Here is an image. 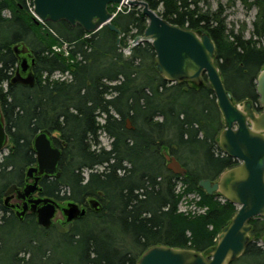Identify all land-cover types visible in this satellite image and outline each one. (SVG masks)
<instances>
[{
  "label": "trees",
  "instance_id": "16d2710c",
  "mask_svg": "<svg viewBox=\"0 0 264 264\" xmlns=\"http://www.w3.org/2000/svg\"><path fill=\"white\" fill-rule=\"evenodd\" d=\"M28 1L0 0V106L11 142L7 154L0 153V191L34 162V137L44 129L58 130L65 141L62 174L51 185L64 190L49 194L79 204L97 198L101 206L90 208L68 234L46 229L34 219L5 218L0 222V258L10 264H53L60 248L75 264H137L154 245L197 251L215 245L238 206L219 193L206 194L199 182L217 179L239 161L219 145L224 125L206 74L200 87L170 82L155 67L150 41L140 42L125 55L124 48L148 25L138 5L125 6L112 20L122 33L118 44V34L108 26L87 33L67 21L36 23ZM145 1L172 24L207 30L216 44V63L226 89L236 102L258 103L264 0H243L248 8H257L250 37L244 27L236 31L227 26L222 5L204 10L201 3L207 0ZM4 10L11 16L4 17ZM109 10L114 12L115 7L110 5ZM21 42L36 58L33 86L11 83L19 62L13 47ZM57 44H67V54L53 50ZM57 72L68 78H54ZM128 118L133 129L127 127ZM102 133L111 138L110 148L101 146ZM162 149L187 168L186 174L166 167ZM190 194L199 198L203 212L180 210L183 196ZM25 222L40 233L31 235L10 257L4 232ZM250 223L251 241L231 264H264V244H258L264 241V217ZM51 231L61 240L60 247L45 244ZM19 251L28 257H18Z\"/></svg>",
  "mask_w": 264,
  "mask_h": 264
},
{
  "label": "water",
  "instance_id": "95a60500",
  "mask_svg": "<svg viewBox=\"0 0 264 264\" xmlns=\"http://www.w3.org/2000/svg\"><path fill=\"white\" fill-rule=\"evenodd\" d=\"M36 23L67 21L72 26L80 25L87 33H95L108 26L118 34L117 43L121 41V30L112 22L116 16L109 10L112 4H131L142 8L148 25L143 35H137L129 51L143 41H150L155 52V67L167 80L190 82L197 87L204 84L206 74L222 115L223 129L219 134V145L225 154L237 159L239 164L224 170L217 179H202L199 187L206 194H221L225 199L238 206L228 225L217 237L215 245L205 251L191 248L154 245L148 248L139 258L137 264H231L240 258L251 241V219L264 217V67L257 77L258 104L262 108L258 112L251 100L241 104L236 102L224 84L219 66L216 63V44L205 29H188L172 24L156 10L150 8L145 0H32ZM19 62L13 84L33 86L36 82L34 66L36 58L33 50L21 42L13 47ZM127 127L133 129L131 120H126ZM58 131L41 130L33 140V148L37 164L27 169V177L34 182L27 184L20 193L26 197L38 188L41 176L60 177L59 167L63 151L53 143ZM9 141L6 121L0 106V151ZM166 167L175 174L184 175L187 168L172 156L167 149H162ZM19 190L17 185L10 186L7 194ZM41 190V188H39ZM31 210L37 214V223L44 228L55 226L60 233L72 229L73 221L84 217L88 210L79 203L68 200L59 203L50 197L31 200ZM39 203L43 205L37 207ZM90 206L98 210L101 206L97 198L89 200ZM28 208L25 202L19 219ZM57 209L65 216V221H53Z\"/></svg>",
  "mask_w": 264,
  "mask_h": 264
},
{
  "label": "rangeland",
  "instance_id": "374dc122",
  "mask_svg": "<svg viewBox=\"0 0 264 264\" xmlns=\"http://www.w3.org/2000/svg\"><path fill=\"white\" fill-rule=\"evenodd\" d=\"M249 2H252L253 0H248ZM220 5H222V10L224 12V15L227 17V26L228 27H234L235 30L237 31L238 29L240 30L242 27L245 28V35L246 37H250L253 31V22L256 17L257 13V8H248L247 4L244 3L243 0H207V2L201 3L202 8L204 10L211 9V10H217ZM111 6L115 7V11L113 13L117 14V11L123 10L125 6H133L131 4H112ZM29 7V6H28ZM140 7V6H139ZM121 8V9H119ZM29 11L33 14V12L30 10ZM112 12V11H111ZM2 15L4 17H10V11L9 10H4L2 12ZM34 15V14H33ZM42 31V30H41ZM132 44V40L130 41V46ZM53 50L55 51H64L65 54H67V44H57L53 47ZM125 55H130V53L126 52L123 50ZM54 78L56 79H64L68 78L67 75H63L59 72L54 74ZM242 103V102H238ZM100 121L103 122V118H100ZM100 141H101V146L110 148L111 144V138L105 135L104 133L101 134L100 136ZM11 147V142L7 144V148H5L2 151V154L4 155L7 153V150ZM87 174V173H86ZM198 201L199 198L195 197V195L190 194V195H185L182 198L181 204H180V210L183 212H203L205 209L201 208L198 206ZM40 229L32 223H27L25 222L23 225H18L13 226L10 225L7 227L6 231L4 232V242L6 244V247L9 249V255L11 257V252H14L16 248L24 244L30 237L31 235H39ZM2 236L0 235V240ZM45 244L48 246L56 247L59 245V247L62 245L59 244L61 240L58 238V236L54 232H50L49 236L44 240ZM258 244H264L263 238L259 241ZM63 249V248H62ZM56 259L53 261L55 264L56 260L57 261H65L69 262L70 264H75L74 263V258L72 255L69 254H64L61 249H57L55 252ZM18 257H24L25 259L28 257L27 253H24L23 251H19L17 253ZM0 264H10V261L5 258H0Z\"/></svg>",
  "mask_w": 264,
  "mask_h": 264
},
{
  "label": "flooded vegetation",
  "instance_id": "af4514ba",
  "mask_svg": "<svg viewBox=\"0 0 264 264\" xmlns=\"http://www.w3.org/2000/svg\"><path fill=\"white\" fill-rule=\"evenodd\" d=\"M254 107H255L256 110H257L256 107H258V109L261 108L258 103H256V104L254 103ZM261 110H262V108H261ZM261 110H257V111L260 112ZM55 131H58V130H55ZM51 132H54V131H51ZM8 135H9V133H8ZM52 139H53V143L57 147H59L60 149H62V151H63V147L65 146V141L62 139L61 133L59 132V135L57 137H53L52 136ZM9 141H10V136H9ZM9 141H8V143H9ZM5 148H7V145H6ZM3 150L0 151L1 155H3L2 154V151ZM8 151H9V149L7 150V152ZM5 154H7V153H5ZM36 164H37V157H36V153H35V160H34V162L31 165L27 166L23 170V172L20 175L19 179L16 182H14V183L9 184L5 189H3L2 191H0V222L3 223V221H4L5 218H13V217H16L20 222H24L27 219H31V220L34 219L37 222V214L34 213L31 210V203L29 202V199H31V200H38L40 198L50 197L52 199H55L59 203H65L66 201H68V200H61L57 196H54V195H50L49 194L50 191H57V190H59V192L61 194H63V190L64 189L59 188V187L56 188V187H53L51 185V183L55 182L56 179L59 178V177L54 176V175H51V176H41V178L38 181V185H37V188L38 189L35 192H33L32 194H30L29 196L21 197L20 193L23 192V188L27 184L33 183L34 182V177L38 176V174H35L34 173V176L33 177H30V178L27 177V169L29 167H31V166H35ZM13 184L17 185V187L19 188V190H14L13 192H10V193L7 194V191L9 190L10 186L13 185ZM39 188H41V190H39ZM25 202L27 203L28 208H27L26 212L23 214L22 219L20 220L19 217H18L17 212H21L23 210ZM42 205H43L42 203H39L37 207H41ZM79 205L81 207H86L87 210H89L91 208L89 201L86 204H79ZM77 220L78 219H76V220L73 221V226H74V224H75V222ZM53 221L54 222H56V221H62V222H64L65 221V216L63 215V213H62L61 210L57 209V211L55 212ZM73 226H72V229H73ZM46 229L55 230L59 234H68L72 230L71 229L67 233H60L55 226H51V227L46 228Z\"/></svg>",
  "mask_w": 264,
  "mask_h": 264
},
{
  "label": "built area",
  "instance_id": "2783aa9c",
  "mask_svg": "<svg viewBox=\"0 0 264 264\" xmlns=\"http://www.w3.org/2000/svg\"><path fill=\"white\" fill-rule=\"evenodd\" d=\"M28 6H29V8H30V10L33 12V14H34V6H33V3L29 0L28 2ZM122 5V4H121ZM119 9H121V8H119ZM120 11V10H119ZM118 12V11H117ZM116 13V12H115ZM114 13V14H115ZM116 15V14H115ZM126 52H128V53H130V51H129V49L128 48H125L124 49Z\"/></svg>",
  "mask_w": 264,
  "mask_h": 264
}]
</instances>
